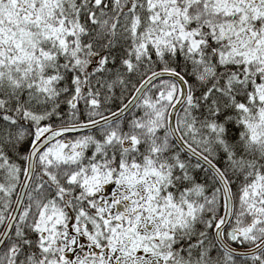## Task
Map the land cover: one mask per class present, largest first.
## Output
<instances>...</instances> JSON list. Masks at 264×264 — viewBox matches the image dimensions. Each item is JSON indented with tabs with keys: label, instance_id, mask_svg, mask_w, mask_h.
I'll use <instances>...</instances> for the list:
<instances>
[{
	"label": "trees",
	"instance_id": "obj_1",
	"mask_svg": "<svg viewBox=\"0 0 264 264\" xmlns=\"http://www.w3.org/2000/svg\"><path fill=\"white\" fill-rule=\"evenodd\" d=\"M3 5L16 22L0 25V234L41 135L114 115L148 77L165 72L187 86L175 119L179 138L229 188L223 239L240 250L264 240V0ZM179 98L176 81L160 79L127 114L41 151L0 264L65 263L70 236L80 257L94 256L109 250L111 227L141 218L159 225L143 235L138 253L160 264H264V247L240 255L216 241L222 188L170 134L169 113ZM127 174L152 184L125 204L135 210L116 211L121 220L112 221L103 215L104 200L117 209L113 191Z\"/></svg>",
	"mask_w": 264,
	"mask_h": 264
},
{
	"label": "rangeland",
	"instance_id": "obj_2",
	"mask_svg": "<svg viewBox=\"0 0 264 264\" xmlns=\"http://www.w3.org/2000/svg\"><path fill=\"white\" fill-rule=\"evenodd\" d=\"M3 8H6V5L0 7V25H6L11 28L16 22L13 18L15 15L10 13L8 9ZM148 180L137 181L133 179L132 175L127 174L124 176L121 185L113 191V199L117 201V209L115 210L110 205L113 200L105 199L103 215L105 217L110 215L109 217L112 221H120L121 214H117L116 211H121L122 215L127 216L126 213L135 210V204H131L129 210L125 209V204L128 205L135 201L142 191H146L150 187L152 182ZM94 183L99 185L101 182L95 180ZM158 225L159 223H153L152 219L149 218L135 219V222L131 220L128 223L122 221L117 230L111 227V238L113 239L109 243L108 251L100 252V249L96 246L99 252L94 256H87L86 253L87 257L83 258L79 254L81 250L77 246V237L70 236L69 246L65 247L63 251L66 256L64 261L66 262H60L59 264H155L160 259L144 258L143 255L138 253V250L143 244L142 238L145 237L143 235L146 233L150 235V233L157 229ZM116 232L119 234L117 238L115 237ZM78 233L84 239V232H81V229H78Z\"/></svg>",
	"mask_w": 264,
	"mask_h": 264
},
{
	"label": "water",
	"instance_id": "obj_3",
	"mask_svg": "<svg viewBox=\"0 0 264 264\" xmlns=\"http://www.w3.org/2000/svg\"><path fill=\"white\" fill-rule=\"evenodd\" d=\"M163 78L174 79L178 83V85L180 87V91H181L180 98H179L178 102L171 109L170 114H169L168 126H169V130H170V133H171L173 139L176 141V143L180 146V148L185 153L190 155V157L197 160L199 163H201L203 166H205L208 170H210L211 173L215 176V178L218 180V182L220 183V185L222 187V191H223L224 198H225V213H224L222 225L216 230L215 235H216V239L219 242V244L223 248H227V250H228V247L223 243V241L220 238V232L223 228H225L227 226L228 221H229L230 216H231L232 200H231L230 192H229L228 186L226 185V183H225L224 179L222 178V176L220 175V173L208 161H206L201 156L197 155L196 153H194L193 151L188 149L182 143L180 138L178 137V135L176 133V129H175V116H176V113L179 110V108L183 105V103L186 100L187 88H186L184 81L181 78H179L178 76H176L174 74H169V73H157V74L149 77L138 88V90L136 91V93L134 94L132 99L126 104V106L124 108H122L119 112H117L115 115L110 116V117L103 119L101 121H98L94 124H90V125H86V126H82V127L53 129L38 139V141L33 145V147L29 151L28 159H27L26 174H25L23 181L21 183V186H20V189L18 192V197H17L15 205L13 207L11 216H10L9 220L7 221V223L3 229V232L0 236V249L3 247L4 243L6 242L8 236L11 233V230L13 228L14 223H15L16 219L18 218V215H19L20 209L22 207L26 191L28 189V186H29V183H30V180L32 177L33 165H34V161H35V158L37 157V155L47 145H49L50 143L60 139L63 136L83 132V131L90 130V129H94L100 125L114 121V120L122 117L123 115L127 114L134 107V105L137 103V101L140 99V97L143 95V93L147 90V88L150 85H152L154 82H156L160 79H163ZM262 247H264V242L262 244H260L257 248H255L251 251H248V252H244L242 254L245 255V254L255 253L258 250H260ZM229 251H231L233 253L236 252V251H232V250H229Z\"/></svg>",
	"mask_w": 264,
	"mask_h": 264
}]
</instances>
